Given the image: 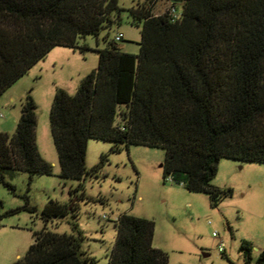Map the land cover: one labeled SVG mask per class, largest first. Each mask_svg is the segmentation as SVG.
<instances>
[{
	"label": "trees",
	"instance_id": "obj_1",
	"mask_svg": "<svg viewBox=\"0 0 264 264\" xmlns=\"http://www.w3.org/2000/svg\"><path fill=\"white\" fill-rule=\"evenodd\" d=\"M154 13L155 0L132 6L140 23L137 54L121 50L113 38L93 49L95 69L85 74L74 95L57 88L49 114L60 176L80 181L97 176L106 160L85 163L89 139L164 149V180L206 193L213 206L231 190L211 184L222 158L264 163V0H167ZM179 16L174 18L170 9ZM118 0H0V96L56 46L92 49L80 40L98 37L120 20ZM122 39V38H121ZM35 103L22 102L15 132L0 131V182L13 170L49 175L35 143ZM28 201V200H27ZM0 218L17 211L1 212ZM30 211L35 207L28 206ZM71 214V233L49 222ZM44 226L11 264H95L81 249L73 199H50L42 208ZM108 264H168V253L152 244L155 222L122 213ZM245 264H264V248L252 260L251 245H240Z\"/></svg>",
	"mask_w": 264,
	"mask_h": 264
},
{
	"label": "rangeland",
	"instance_id": "obj_2",
	"mask_svg": "<svg viewBox=\"0 0 264 264\" xmlns=\"http://www.w3.org/2000/svg\"><path fill=\"white\" fill-rule=\"evenodd\" d=\"M143 1L118 0L120 20L104 28L98 37L87 35L80 40L92 49L80 52L54 47L15 84L11 92L14 101L0 96V131L10 136L26 95L33 98L37 151L52 167L51 174H36L31 180L27 172L9 171L5 178L14 189L0 182L1 212L17 208L15 213L0 218V264H11L25 253L33 242V232L44 226L42 208L50 199L60 203L73 199L77 228L84 236L81 249L95 259V264H108L117 233L114 219L122 213L155 222L152 244L168 253V264H245L242 242L250 243L253 261L264 248V163L220 159L211 184L230 189L231 193L216 206L206 193L164 180L161 164L165 151L159 147L130 144L111 151L110 141L91 138L87 142L86 166L98 164L102 154L107 158L97 176L81 181L84 197L76 198L79 191L70 193L80 181L60 176L49 123L55 91L60 88L75 94L81 78L96 68L98 54L93 49L104 47L106 37L112 40L121 33L122 39L117 41L121 50L139 52L141 26L133 22L129 9ZM169 6L167 0H155L154 13H163ZM28 206L36 210L30 211ZM71 221L69 213L47 227L57 233H71ZM213 232L218 235L213 236Z\"/></svg>",
	"mask_w": 264,
	"mask_h": 264
},
{
	"label": "crops",
	"instance_id": "obj_3",
	"mask_svg": "<svg viewBox=\"0 0 264 264\" xmlns=\"http://www.w3.org/2000/svg\"><path fill=\"white\" fill-rule=\"evenodd\" d=\"M120 47H121V45H120ZM40 62V61H39ZM39 62L37 63V64H39ZM35 66V65H34ZM33 66V67H34ZM32 67V68H33ZM32 68H31V70H32ZM31 70H29L28 71V73L27 74H29V72L31 71ZM27 74L26 75H24V76H27ZM24 76L23 77H21L19 80H21L22 78H24ZM19 80H17L14 84H12V86H10L1 96L3 97V96H6V98L7 99H11V101H14V96H13V93H11L12 92V90H13V88L16 86L15 84H17V82H19ZM8 94V95H7ZM2 97H0V98H2ZM15 117H16V113H15V111H12V119H14V121H16L15 120ZM13 121V120H12Z\"/></svg>",
	"mask_w": 264,
	"mask_h": 264
},
{
	"label": "built area",
	"instance_id": "obj_4",
	"mask_svg": "<svg viewBox=\"0 0 264 264\" xmlns=\"http://www.w3.org/2000/svg\"><path fill=\"white\" fill-rule=\"evenodd\" d=\"M170 13L173 15L174 18H176V17L179 16V14H178L176 11H174V8H171V9H170ZM121 38H122V34H121V33L115 35V37H114V39H115L116 41L121 40ZM167 180H168L169 182L172 181L171 176H169V177L167 178ZM217 235H218L217 232H213V236L216 237ZM218 246H219V249H220V250L223 249V241H222V240L219 241Z\"/></svg>",
	"mask_w": 264,
	"mask_h": 264
},
{
	"label": "water",
	"instance_id": "obj_5",
	"mask_svg": "<svg viewBox=\"0 0 264 264\" xmlns=\"http://www.w3.org/2000/svg\"><path fill=\"white\" fill-rule=\"evenodd\" d=\"M203 255H206V253H203Z\"/></svg>",
	"mask_w": 264,
	"mask_h": 264
}]
</instances>
